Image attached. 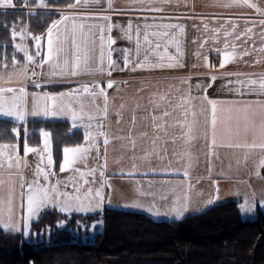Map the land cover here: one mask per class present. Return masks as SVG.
Returning <instances> with one entry per match:
<instances>
[{
  "label": "crops",
  "instance_id": "crops-1",
  "mask_svg": "<svg viewBox=\"0 0 264 264\" xmlns=\"http://www.w3.org/2000/svg\"><path fill=\"white\" fill-rule=\"evenodd\" d=\"M39 2L40 0H37V3L32 6L36 7L37 10L54 11L56 16L53 21L59 20L62 13L75 15V22L77 24L83 22L85 25L104 23L99 17L102 15L110 16L109 23L117 25V27H113L112 31L106 32L105 35L106 38L110 36L115 41L111 45L113 49L112 59L120 68H123L122 50H130L132 59H137L135 51L136 35L134 31L137 26L143 29L144 25H152L153 27L148 29L149 33L168 31L170 34H174L182 53L180 56L182 67L145 68L134 72L130 70H115L111 76L106 73H95L64 78L50 76V68L47 65H44L43 68L36 66L35 62H39L41 57L35 56L37 51V41L35 40L34 45H32L33 51L30 53V55L34 56V63H27L25 58L21 62H17L15 66L13 62L10 63L11 67H20L22 73L20 75L11 74L10 83L5 82L8 77L2 76L0 87L16 89L24 87L28 93L26 104V112L28 114L23 121H18L14 117H5L2 114H0V117L9 118L24 125L22 142L18 140L6 142L12 144L17 142L21 146L22 152L25 142L33 148H42L41 136L38 142L32 140L33 136L30 140L31 129L27 127V124L31 119L66 120L69 122L71 130L79 129L82 131L83 140L79 144L84 143V124L87 123L86 120L83 122L77 121V127L74 128L72 127L73 121L67 116H32L30 114L32 110V93L40 96L44 93L56 95L61 92L74 91L85 83L92 84L99 81L105 87L109 97L108 117L103 123L105 131L108 132L110 137L127 135L128 129L132 126L130 120L135 110L137 116L133 131V136L136 138L135 151L130 150V145L127 148L124 147V145L128 144L126 140H113L107 146L105 169L107 176L110 174L108 176L110 177V190H107L109 195H106L107 198L103 204L96 208L99 213L89 214V211H77L78 214H102L107 208H118L126 211L141 212L157 221H178L189 214L204 211L210 206L231 199L239 200L241 209V205L246 206L245 201L250 188H264V168H260L258 170L259 174H257V169H255L251 161L237 166L232 150L229 149H218L219 159L213 157L211 171H209L208 148L205 146L203 138L197 139L192 143L190 151L193 160L191 167L188 168L189 175L187 177L184 175L186 161H181L178 156L173 155L174 150L178 152L184 150L183 142L180 140L175 145L170 142L166 145L168 151L164 159H159L155 155L150 158V161L140 159L143 157L145 149L151 150L152 148L150 138L153 135V130L149 113L153 106L149 103V100L154 95L170 93V98H175L190 91L193 96H201L206 92L209 98L223 101H255L260 98L254 94L241 96L236 92L235 89L239 88L240 85L236 83L238 77L234 74H256L257 76L264 74V52L260 51L264 47V39L261 38L264 35V25L260 23V21L264 20V0H250L251 3L257 5L260 9L259 12L242 4H232V0H170V2L144 0L143 3L139 2V0H111V9L108 6V0H100L99 4L71 10L67 9L66 5L74 2V0L52 6L48 5L47 1L44 0L47 7L43 8L37 7ZM13 5V7L8 8L0 7V10L15 9L20 5L19 0H13ZM225 5L229 6L225 7ZM72 23L73 21L69 20L66 25L61 24L59 26L60 31L63 33L66 26L71 29ZM129 23L133 25V39L131 41L125 37V33L122 31V28H126ZM233 24L236 25L235 29H233ZM163 25H179L183 28V32H179V29L160 27ZM249 28L251 31H246ZM47 29L38 34L41 37V56L47 52ZM226 32L230 34L226 36ZM237 36L240 38L236 39ZM150 38L154 42L158 41L161 44V48L157 50L160 53L164 52L165 45H167L168 53L171 55L176 54L175 45L169 42L170 36ZM14 42L17 43V41ZM141 43L143 45L142 40ZM226 43L229 46L227 50L232 51L233 46H235V51L238 55L234 62H230L224 68H220L221 52L225 50ZM65 47L70 49V42ZM143 47H147V45H143ZM19 51L23 54V50ZM244 52L249 54L240 55ZM214 55L217 56V59L214 58ZM205 57H207L209 67L204 66ZM139 58L143 59V53H141ZM149 59L152 62L158 60L151 53L149 54ZM4 63L0 59V69L2 67L1 64ZM25 66H27V79L23 75ZM33 71L36 73L35 76L32 75ZM213 76L216 77L215 81L212 80ZM239 78L244 79L245 77L242 75ZM109 80L115 82L114 87L111 89L107 88ZM181 81L187 82L181 83ZM36 84H39L40 87H36ZM137 103L140 105L139 109L135 108ZM121 104L125 105L123 109H120ZM164 106H167V102H164ZM117 111H120L122 115L119 124H117ZM201 120H203L202 117ZM41 130L50 133V144L54 161L51 169L54 175H50L49 180L44 181V183L54 184L61 178L59 165L62 157L60 162L56 164L52 132L49 129L41 128L38 130L39 135ZM141 132H147L148 136L141 139L139 136ZM175 132H178V129H169L170 135ZM164 139H168V137H164ZM0 144L2 143L0 142ZM98 147L99 153L93 149L89 153V157L95 156V159L102 165L105 163V146L102 138L98 142ZM133 156L136 157L135 161L131 159ZM26 160L27 165L32 166L31 169L34 170L33 168H36L39 162V156L30 153ZM134 162L138 165L135 170L132 168ZM230 162L231 166H229ZM23 171L27 172V169L25 168ZM129 173L131 174L129 175ZM0 176L5 181V186L0 191V196L7 195L10 179L15 186L14 215L12 219L18 224L20 230L17 231L11 228L6 230L2 226L0 228L5 231L25 234L23 218L27 214L26 197H22L21 193L22 191L26 192V188L23 190L20 188V184L24 183V179H20L21 170L16 168L15 170L13 168L0 169ZM48 206L49 208H42L29 219V228L32 222L40 217L45 210L55 208L50 204ZM258 207L260 208V206L256 208L258 209ZM178 212L180 213L179 217L177 216ZM7 219L8 217L5 215L4 220L7 221Z\"/></svg>",
  "mask_w": 264,
  "mask_h": 264
},
{
  "label": "snow or ice",
  "instance_id": "snow-or-ice-1",
  "mask_svg": "<svg viewBox=\"0 0 264 264\" xmlns=\"http://www.w3.org/2000/svg\"><path fill=\"white\" fill-rule=\"evenodd\" d=\"M143 3L144 0H139ZM162 2H170V0H162ZM100 0H74V2L66 5V8L76 9L78 7H88L93 4H99ZM232 4H242L249 8L256 9L257 12L260 9L256 4L251 3L250 0H232ZM13 0H0V7L8 8L13 7ZM108 6L111 9V0H108ZM229 5H225L227 7ZM37 7H47L44 0H40ZM160 10V9H151ZM75 15L61 14L59 20L53 21L51 26L47 29V52L41 56L40 52V40L41 37L35 36L37 41V51L35 56H40L39 62H35L34 56L30 55L27 50L22 49L20 45H16L18 50L24 51V58L27 63H36L37 67L43 68L47 65L50 68V76L59 77H77L81 74H95L106 73L108 76L112 75L115 70L124 71H137L138 69L145 68H173L182 67L180 63V56L182 55L179 42L174 34H170L168 31L164 32H152L149 33L148 29L153 27L152 25H144L143 29L137 26L134 31L136 35L135 51L137 59L133 60L130 50L124 49L123 51V68L112 59L111 45L115 41L108 36L106 38L105 33L111 32L113 25L109 23L110 16L102 15L99 19L104 23H92L85 25L81 22L77 24L75 22ZM84 19V18H82ZM72 20L71 29L65 27V31L62 33L59 26ZM264 25V20L260 21ZM165 29H179V32H183V28L179 25H163L160 26ZM236 25L233 24V29ZM125 33V37L131 41L133 39V25L129 23L126 28H122ZM250 32L251 29H246ZM230 33L226 32L225 35ZM19 35L16 32L12 33L15 37ZM171 37L170 43H173L176 48V54L171 55L168 53L167 45L163 53L157 51L161 48V44L154 42L150 37ZM98 37V43H97ZM240 37L237 36L236 39ZM264 39V35L261 37ZM147 45V47H143ZM70 42V49H66L65 45ZM154 44V47H153ZM228 44H225V50L221 52V58L219 67L224 68L230 62H234L237 57L235 46L232 51H228ZM98 48V56H97ZM264 52V47L260 49ZM143 53V59L139 57ZM157 57L156 62H152L149 59V54ZM248 52H244L240 55H248ZM205 67H209L207 57L204 58ZM259 62V61H257ZM17 61L13 58V65L15 66ZM6 67V65H5ZM24 78L27 79V66L23 70ZM32 75L36 73L33 71ZM238 77L236 83L240 85L235 89L241 96L254 94L259 99L255 101H223L209 98L205 94L201 96H193L191 92H186L179 97L170 98L171 94L154 95L149 100L152 104V110L149 113L151 120V127L153 135L150 138L152 148L151 150L145 149L144 155L140 159L150 161V158L155 155L159 159H164L167 155L166 145L170 142L173 145L178 140L183 142V151H173L174 156H178L181 161H186L184 175H189L188 168L191 167L193 156L190 151L192 143L200 138L205 140V146L208 148L209 157V171H211V163L213 157L219 159L218 149L224 148L232 150L235 157V163L239 166L241 163L247 164L251 161L258 170L264 168V74L257 76L256 74H234ZM244 76V79H240V76ZM0 79H3L0 76ZM11 74L8 76L6 83L11 82ZM216 77L213 76L212 80L215 81ZM187 81H181L186 83ZM114 81L109 80L107 82V88L114 87ZM36 87H40L36 84ZM28 93L24 87L18 89L12 87H0V114L5 117H14L18 121L25 120L26 104ZM164 102H167V106H164ZM32 116H67L72 121V127H77V121H87L84 124V143L76 146H65L62 149V161L59 165V171L63 172H75L77 179L70 181L73 182V186L76 194H70L68 192H61L58 188L60 181L56 184L41 183V177L46 182L49 180L52 173V165L54 163L51 144L50 133L41 130L40 136L42 138V148L37 149L29 146L27 142L24 143L22 158L18 154L17 146L15 144H0V169H20L22 164L27 167L26 157L30 153H34L39 156V162L34 170L35 179L27 183V191L21 193L22 197H26V209L27 214L23 218V227L25 234H27L29 219L38 213L42 208L47 207L50 203H54L59 207L61 212L71 211L75 208L76 211H91L94 208H99L104 199L103 187L104 176L103 171L106 168L107 159V146L113 140H126L128 142L124 147L131 146L133 152L136 148V138L133 136V131L137 122V116L135 110L131 116L130 124L132 125L128 129L126 136H112L110 137L108 132L105 131V125L103 121L108 117V105L109 97L105 87L101 85L99 81L92 84H82L74 91L61 92L56 95H49L44 93L42 96L32 93ZM125 107L124 104L120 105V109ZM136 109L140 108L137 103ZM117 124L121 122L122 115L120 111H117ZM201 117L203 120H201ZM169 129L176 130L174 134H169ZM12 132L17 136L19 133L16 128L12 129ZM26 134V133H25ZM163 134V135H161ZM141 139L148 136L147 132L139 133ZM168 137V139H164ZM102 138L103 145L105 146V163L100 165V177L101 186L93 190L89 187L81 196V187L79 180L83 181V184H89V180L85 179L88 176H95L97 172L96 168L89 169L88 171H82L76 167L81 162H86L88 154L95 149L99 153L98 142ZM135 161L136 157H131ZM231 166V162L230 165ZM132 168L135 170L138 165L134 162ZM131 173H129L130 175ZM23 180V176L20 177ZM94 182V181H93ZM5 181L0 176V191L3 190ZM20 188L23 190L25 184L21 183ZM143 194V193H142ZM63 197V199H61ZM14 200H15V186L9 180V186L6 196H0V226L6 230L11 228L19 231V226L16 224L12 217L14 215ZM85 201H88L85 204ZM242 208L244 206H241ZM7 216V221L4 220V216ZM180 213H177L179 217Z\"/></svg>",
  "mask_w": 264,
  "mask_h": 264
},
{
  "label": "trees",
  "instance_id": "trees-1",
  "mask_svg": "<svg viewBox=\"0 0 264 264\" xmlns=\"http://www.w3.org/2000/svg\"><path fill=\"white\" fill-rule=\"evenodd\" d=\"M46 1L52 6L69 0ZM36 3L31 0L32 5ZM20 14L0 10L1 57L3 51L12 49L11 29ZM31 16L28 23L31 21V30L38 34L49 27L56 13L38 10ZM27 127L31 129L30 140L33 136L37 142L38 130L52 132L56 164L65 146L83 140L82 131L71 130L66 120L31 119ZM23 129V124L0 117V142H22ZM100 219L102 230L85 238L78 223ZM58 221L67 224L60 227ZM0 264H264V211L258 207L255 218H244L236 199L178 221H157L144 213L118 208L95 215H68L48 209L32 222L27 234L0 228Z\"/></svg>",
  "mask_w": 264,
  "mask_h": 264
},
{
  "label": "rangeland",
  "instance_id": "rangeland-1",
  "mask_svg": "<svg viewBox=\"0 0 264 264\" xmlns=\"http://www.w3.org/2000/svg\"><path fill=\"white\" fill-rule=\"evenodd\" d=\"M11 10L21 12V14L19 16L20 18H18L16 20V22L13 23L12 29H11L12 32H16L19 35L15 36V39L12 36L13 37L12 38V45H13L12 49L7 50V51H3L2 57L0 56L1 57L0 59L2 60L3 63L6 62L7 64H9V65H7L6 63L1 64L2 67L0 69V75L4 76V77H8L9 74L20 75L22 73L20 71V69H21L20 67H11L10 66V63L13 62V58H15V60L17 62H21L22 59H24V56H23L24 51H23V54L20 51L18 52L16 45H20L22 47V49L27 50L28 53L30 54L33 51L32 45H34V42H35L34 37L38 36V34H39V33L38 34L34 33L31 30V28H30L31 21L28 23V20L30 19V17H32L31 15L35 12H38V10L25 11V10L18 9L17 7L15 9H11ZM2 11H7V10H2ZM22 18H24V19H22ZM14 41H17V43H15ZM5 65H6V67H5ZM18 69H19V71H18ZM1 143L2 144H12V143H6V142H4V143L1 142ZM14 144L18 147V154L23 158L24 152H22L21 146L17 142ZM100 165H101V163H99L95 159V156L89 157V154H88V158H87L86 162H81V163L76 165V167L80 168L82 171H88L89 169H92V168L97 169V172L95 173L94 177L93 176L85 177V179L89 180V184H83L82 180L78 181L79 184L83 185L81 187V192L79 193L81 196L89 187H91V188H93V190H95L96 188H99L101 186V177H100V170L101 169L99 167ZM31 167L32 166H30V165H27V167H24L22 165L21 168L19 169V170H21V176H23V179H24V184H25V188H26V189L25 188L24 189L26 191H27V183L31 182L33 179H35V176H34L35 168H33L34 170H32ZM25 168L27 169V172L23 171V169H25ZM6 170H7V168H6ZM13 170H15V167H13ZM103 171L105 173L104 187H103L104 199H103L101 205L106 200V198H107L106 195H109V194H107V190L108 189L110 190V177H108V176H110V174L107 176L105 168L103 169ZM70 178H72L73 180H76L77 174L75 172H71V171L61 173V178H59L60 183L58 184V188L61 192H68L70 194H76L74 186H73V182L70 181ZM40 182L44 183V180L42 177H41ZM54 184H56V183H54ZM247 194H248V196L246 197L247 200L245 201L246 206L241 205V206H245L243 208L241 207V212H242L244 218L252 219V218H255L257 215V208H256L257 206H260V208H262L264 210V188L258 187V189H257L255 187H252V188H250V192L248 191ZM61 199H63V197H61ZM87 203H88V201H85V204H87ZM50 205L52 207H55V208H52L54 212L58 211L60 213H65L68 215H70L72 213H78V212H87V211H78L77 212V211H75V208H73L71 211L61 212L59 210V207L56 206L54 203H50ZM47 208H49V206L46 207L45 209H47ZM96 212L99 213V211L96 210V208H94V210L89 211V214L90 213L94 214ZM102 222L103 221L101 219L96 220L94 222H90V221L81 222L80 221L78 223V227L84 232V234H83L84 237L86 235H89L90 237H92V236H94V234L97 231L102 230ZM57 223L59 225L61 224L60 227H64V225L67 224L66 221H64V222L58 221ZM75 230H76V228H75ZM77 230H78V228H77Z\"/></svg>",
  "mask_w": 264,
  "mask_h": 264
},
{
  "label": "built area",
  "instance_id": "built-area-1",
  "mask_svg": "<svg viewBox=\"0 0 264 264\" xmlns=\"http://www.w3.org/2000/svg\"><path fill=\"white\" fill-rule=\"evenodd\" d=\"M29 1L30 0H21L22 4L20 6V9L25 10V11L33 10L34 8L30 6ZM214 57L217 59L216 55H214Z\"/></svg>",
  "mask_w": 264,
  "mask_h": 264
}]
</instances>
